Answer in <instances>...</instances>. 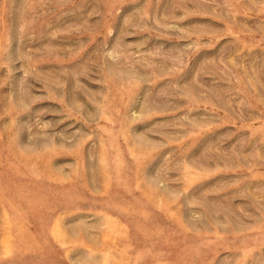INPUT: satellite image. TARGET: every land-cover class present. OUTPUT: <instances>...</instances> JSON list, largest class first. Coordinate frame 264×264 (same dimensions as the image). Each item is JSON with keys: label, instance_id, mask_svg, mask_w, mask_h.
<instances>
[{"label": "rangeland", "instance_id": "rangeland-1", "mask_svg": "<svg viewBox=\"0 0 264 264\" xmlns=\"http://www.w3.org/2000/svg\"><path fill=\"white\" fill-rule=\"evenodd\" d=\"M0 264H264V0H0Z\"/></svg>", "mask_w": 264, "mask_h": 264}]
</instances>
